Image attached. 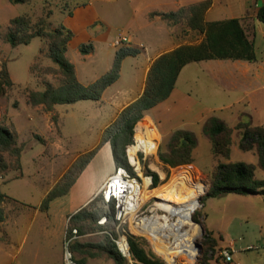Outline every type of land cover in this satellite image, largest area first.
I'll return each instance as SVG.
<instances>
[{"label": "rangeland", "instance_id": "374dc122", "mask_svg": "<svg viewBox=\"0 0 264 264\" xmlns=\"http://www.w3.org/2000/svg\"><path fill=\"white\" fill-rule=\"evenodd\" d=\"M88 1L89 0H32L25 4L14 5L10 3L9 0H0V25L3 27V39L0 40V72L3 66H6L12 80L11 86L3 82L2 88L4 89V93H2L0 89V123L6 124L11 128L12 124L15 123L16 126L14 125V127L19 133L20 144L25 145L22 154L23 178L19 179L20 177H18L17 172L11 173L9 178L15 174L18 179H9V181L2 182L0 177L2 192L5 195L11 196V198L13 197V199L15 198L14 201L5 202V213H7L6 211L8 210L11 211L10 213H17L18 209L24 206L23 203L35 205L40 201L42 190H44L42 189V184L50 183L55 179L53 177L51 181L48 175L41 171L42 169L53 167L54 172L55 170L60 171L62 167L66 166L72 160V156L79 153H81V155L88 153L86 152L87 149H96L99 145L103 147L104 134L108 128V123L112 121L115 115L113 109L106 106L102 109L100 114L96 111L92 112V101H80L81 103H79V105H58V109H54L53 111H48L41 105H30L27 101L28 93L32 91H44L49 84L58 86L60 84L61 74L55 71L54 67L56 65L48 57L47 40L34 38L28 45L11 47L4 39L9 21L16 16L27 14L33 21H37L41 17H46L47 12L51 11L52 16L49 18V28L53 30L60 26L62 20H64L65 13H72L76 5H84ZM141 2L142 0H137L136 6L134 7H140ZM252 3L253 0H239L234 14L241 15L245 8L243 4ZM215 4V7L208 16L209 20H224L232 15L233 12L226 10L223 5V0H216ZM93 7L100 17L107 20V25L111 28L112 36L122 37V33H125L126 26L128 25V20L125 18L127 13L125 12L124 16L119 18V20H116V18L112 20L109 17L113 15L114 9L108 16L107 13L111 9L108 3L104 4L100 1H95ZM254 7V5H251L249 11L252 12L255 10ZM258 9L259 7L255 11H258ZM125 10L129 11L130 16L133 7L128 6ZM56 25L57 27H55ZM98 25L101 24L98 23ZM259 26L264 28L263 23H260ZM258 33H260V31H258ZM89 44L93 45L91 40L81 46L85 45L90 49ZM255 48L257 57L264 61V41L258 40ZM97 54L98 57L87 59L85 62V65L88 67L87 70L93 74L98 72L97 70H103L104 62L107 57V53L100 51V49ZM77 56H79L77 48H71L69 51V59L80 66V61ZM141 66L142 64H140V67ZM132 71L133 68L131 64L127 63L124 67L123 78L117 86L133 85L135 90L138 91L140 85L143 83V71L141 70L140 74H136V77L131 75ZM210 71L211 68L208 66L200 65V63H191V65L184 70L179 80V87L183 89L182 91L185 95L187 94V101L193 107V112L190 113L189 117L199 118V120L202 119L201 117L205 119L207 117H217L219 119H224L226 124L231 127L234 123L229 118L230 115H233L232 110L219 108L222 102L229 101V99L226 93L220 89L217 81L212 78V72ZM117 86L114 88H117ZM237 97V95H233L231 99ZM259 97L262 100L251 104V107L247 109V117H250V119L253 120L252 123L255 125H264V99L262 95H259ZM174 113L175 112H172L165 116V119H169L168 124L164 122L160 124L161 130L160 134L158 133L160 137H158L160 139L158 152L154 156H149L146 161L144 176H146L147 171H152L159 177V184L156 187L152 185L149 190L158 191L164 188L174 175H180V173H190L192 176L194 175L196 178H200L204 181L207 189L200 197L201 207L193 214L191 219L193 222L191 221V225L187 226V229L192 227L198 228L199 235H197L195 243L203 245V252L201 254H199V249H197L199 261L196 260L195 264H202L204 258L203 237L205 233L202 234L201 225L204 229L206 227H215L221 230L220 232L224 237V245L232 240L236 242L237 250L232 264H253V262L261 260L262 256H264L262 251V249H264V196L255 195L244 197L236 194H226L216 198H206V194L211 187V174L215 171L219 159L213 156L210 140L203 133L201 123L195 122L193 124L186 119L184 120L185 125L181 124L179 127L180 130H190L194 133L198 141L197 151L196 149L194 151V163L171 168L160 159V153L168 151V142L174 131H176V128L173 126L180 122V117L184 118L183 112L180 113L177 118ZM55 117L57 118L56 121L54 120ZM147 119H149V124H152L150 118L147 116H145L141 122ZM49 124L51 125L52 132L48 129ZM142 127L143 125L140 124L137 134L138 140H140V135L142 134ZM100 133L101 136L99 138ZM101 138L102 140H100ZM44 139L49 143L48 148L44 144ZM239 139V131L234 130V143L232 145L230 161L256 165V177L264 180V170L258 167V155L256 151L244 152L240 150L238 148ZM55 145L62 147L63 150L67 148L70 154L65 157L66 159L62 157L63 155H60L62 152L64 154V151L58 152L57 149L56 151L53 149ZM130 146L127 147L126 153L130 151L132 157V153L135 151H133ZM154 146H150V148ZM45 151H47V153ZM81 155H79V157ZM139 157L141 158V156ZM220 160L227 162L226 159ZM132 162L134 161L132 160ZM72 165L73 163L69 166L67 171ZM116 167L117 164L112 173L115 172ZM55 174L58 176L57 172ZM34 186H36L37 190ZM38 188L40 190H38ZM97 198L95 196L90 200L89 205H86L87 208L93 210L94 208L90 206L92 205L95 208H100L102 213L107 212L110 208L108 207L109 204H103L101 197ZM17 199L23 202L21 203L22 205H19L20 203ZM157 202V198H152L147 201L140 211L135 213L136 217L134 216V219L130 215L124 220L119 229H117L119 226V223H117L115 231L117 236L121 234L126 237L127 241L129 237H134L138 244L143 247L150 256L160 258L168 264L164 258L157 254L150 237L143 233L140 227H137V222L142 218L153 216L155 204ZM156 211L155 213L159 215L164 213L160 209ZM53 216L54 229L52 224H50L49 232H37L35 229L36 223L48 222L47 215L44 213L35 215L30 209H24L22 215L15 219L17 221L10 224V232L13 235L11 236L12 238H1L0 264H65L64 251L67 228L64 230V226L61 225L62 222H64V218H62L61 215L54 212ZM31 225L34 226L32 231L30 229ZM0 232L1 235L2 231L0 230ZM106 237L105 232L94 224L83 234L78 233L76 238V241L88 245L83 249L87 253H73L74 255L72 254V256H74L77 261H81L80 264H116L107 253L101 252L98 248L93 247L101 244L106 240ZM223 249L225 248L220 250ZM90 254H94L95 256H91ZM184 262L186 261L182 258L180 264H184ZM124 264L140 263L128 259ZM210 264L227 263H225L219 251L218 255L216 254L213 260L210 261Z\"/></svg>", "mask_w": 264, "mask_h": 264}, {"label": "trees", "instance_id": "16d2710c", "mask_svg": "<svg viewBox=\"0 0 264 264\" xmlns=\"http://www.w3.org/2000/svg\"><path fill=\"white\" fill-rule=\"evenodd\" d=\"M10 3L25 4L32 0H9ZM213 0H205L193 5L181 7L170 13H152L151 18L161 17L170 24L184 23L189 29L203 35V40L194 44H184L174 50L159 56L152 64L146 86L142 95L133 103L128 105L118 115L117 119L106 129L103 142H110L113 156L117 167H125L135 174L133 167L127 158V147L134 144L135 127L146 116V114L163 103L172 95L179 75L182 70L191 63H200L210 60H233L256 62L258 57L255 44L249 39L243 20L241 18H230L218 21H207L206 14L212 7ZM71 14V13H70ZM52 12L37 21L27 15H19L9 21L5 41L11 47L28 45L34 38L45 39L48 42V57L56 65L55 71L61 74L60 84L54 86L49 84L44 91H32L28 93L27 101L32 106H43L48 111H53L57 105H71L79 101H100L104 91L113 85L120 77L122 62L127 57H137L141 50L129 44L123 43L115 53L112 68L91 84H82L76 75V69L66 53L69 43L74 39L75 32L64 25L56 29L49 28ZM257 19L264 24V4L257 11ZM2 25H0V40L3 39ZM90 49L83 45L80 47L82 55L89 54ZM0 89L3 82L12 85L9 70L3 66L0 72ZM56 121L57 118L55 117ZM234 130L239 131L240 139L238 148L244 152L256 151L258 155V167L264 170V125H255L250 117L242 115L235 126H228L217 117H210L203 126V133L209 138L211 152L219 159L215 171L211 174V187L206 198H216L226 194L240 196H264V180L256 177V165L244 162H231V153ZM198 141L191 131L176 130L168 142V151L160 153V159L171 168H176L194 163V151ZM25 145L20 144L19 133L12 124V128L0 123V176L5 177L10 172H17L18 177L23 176L21 161ZM98 148L81 155L66 172L53 190L44 199L41 210L49 211L53 200L68 195L71 187L79 175L96 155ZM14 159V160H13ZM220 159H226L227 162ZM147 175L153 177V187L159 184V177L152 171ZM99 199V198H97ZM102 199V198H101ZM100 200V199H99ZM14 199L5 195L0 187V224L6 220L4 204ZM94 201V200H93ZM102 203L105 202L102 199ZM89 205V204H88ZM93 210L84 207L69 219L67 226V237L73 235V230L83 234L89 227L96 224L106 234V240L97 246L101 252L114 260L116 264H124L128 261L119 252L115 240L114 207L109 204V212L102 213L100 208L90 205ZM107 217L105 225L98 221ZM89 225V227H88ZM204 258L202 264H210L213 257L221 251L218 249L219 238L214 231L205 228L204 234ZM131 259L140 264H166L160 258L150 256L141 247L134 237H129ZM88 245L76 241L70 244L69 249L73 254H85L83 249ZM73 254V255H74ZM95 256L94 254H90ZM77 264V261L73 256ZM226 263V262H225ZM228 264V263H227Z\"/></svg>", "mask_w": 264, "mask_h": 264}, {"label": "crops", "instance_id": "0c3cea01", "mask_svg": "<svg viewBox=\"0 0 264 264\" xmlns=\"http://www.w3.org/2000/svg\"><path fill=\"white\" fill-rule=\"evenodd\" d=\"M95 1H100L104 4L108 3V5L111 7L109 12L107 13L108 16L114 9L113 15L109 17L112 20L115 18L116 20H119V18H122L124 16L125 12L127 13V16L125 18H127L128 20V25L126 26L125 33H122V37L112 36L111 28H109L107 25V20L100 17L95 12V8L93 7ZM202 1L205 0H142L140 7H134L136 6L137 0H89L84 5H76L71 14H64V20H62V23L60 25H64L75 32V37L69 43L66 56L68 60L74 64L77 78L84 85L93 83L112 68L115 59V53L118 49V47L115 45V42L118 39L127 38L126 44H129L141 50L140 55H138L137 57H127L123 60L119 79L104 91L100 101H92L93 104H90L93 107L92 112L96 111L98 114H100L102 112V109H104L106 106L113 109V113L115 115L112 121L108 123V127L117 119L122 110L136 101L142 95L146 86V80L149 70L153 62L159 56L164 53L170 52L181 45L194 44L203 40V35L189 29L187 26H185L184 23L170 24L168 23V21L162 19L161 17L151 18L150 15L152 13L175 12L181 7L193 5ZM215 2L216 0H213V5L206 14L207 21H218L208 19L209 14L216 5ZM238 3L239 0H223V5L225 6L226 10H230L231 12H233L232 15L226 19L241 18L243 20V24L245 26L249 39L252 40L256 46V42L258 40L264 41V28L262 26H259L261 22L257 19V11L255 10L264 4V0H253L252 4H243L245 7L244 12L241 13V15H235L234 10L237 9ZM251 5L255 6V10H253L252 12L249 11ZM128 6L133 7L130 16L129 11L125 10ZM98 23H100L101 25H98ZM55 27H57V25ZM258 31H260V33H258ZM89 40H91L93 43L92 50L87 55L80 54V46L88 42ZM73 47H76L79 51V56L77 57L79 58L80 66L74 63L73 60L69 59V51ZM99 49L102 52H106L107 57L104 62L103 70H97L98 72L94 71L96 73L93 74L87 70L88 67L85 65V62L87 61V59L98 57L97 53H99ZM127 63H130L131 67L133 68V71L131 72L132 76L136 77V74H140L141 70L143 71V83L142 85H140V89L138 91L135 90L133 85L117 86L123 78L124 67ZM140 64H142L141 67ZM189 65H187L180 73L178 81L176 83V87L170 98L159 104L146 114V116L150 118L151 122L156 125L159 133L161 130L160 124L163 122L168 124L169 119H165V116L172 112H175L174 114L176 118L179 117L180 113H184V118L180 117V122L177 123L178 125L176 124L173 126L174 128H176L175 130H180L179 127L181 126V124L185 125L184 120L186 119L188 122L193 124L195 122H200L203 130L204 123L210 118L207 117L205 119L201 117L202 119L199 120V118L189 117L190 113L193 112V107L187 101V94L185 95V93H183L182 91L183 89L179 87V80L183 75L184 70L189 67ZM200 65H204L206 67L208 66L211 68L210 72H212V78L217 81L220 89H222L223 92L226 93L229 101L222 102L219 108L232 110L233 115H230L229 118L234 123L231 126H235L242 115H248L247 109L251 107V104H254L256 101L262 100L260 99L259 95H262L264 99L263 60L259 58L256 62L240 60H210L200 62ZM116 86L117 88H114ZM233 95H237L238 97L231 99ZM79 103L81 102L79 101L71 105H79ZM57 106H55V109H58ZM147 120L149 121V119ZM220 120L226 123L224 119L220 118ZM251 121L253 122L252 119ZM49 127V131L52 132L50 124ZM149 128L153 130L156 137H159L156 129L152 124L149 125ZM100 136L101 133L99 134V138ZM100 140H102V138ZM44 141L45 146L48 148L49 143L46 139H44ZM97 148H99V151L96 153V155L84 169V171L79 175L76 182L71 187L68 195L53 200L50 204L49 211L46 212L42 211L40 208L44 199L46 198L48 193L54 189L57 183L60 182L69 166L75 162V160L79 157V155H81V153L72 156V160L69 163L67 162L68 164L66 163L67 165L62 167V170L60 171L55 170L54 172L53 167L42 169L41 171L46 173L51 181L53 180V177L55 179L50 183H46L47 185L40 183L42 184V189L44 190H42L43 192L40 196V201L35 205L25 204L17 199V201L20 203L19 205H22L21 203H23L24 206H21L18 209L17 213H10L11 211L9 210L6 211V220L0 224V230L2 231V234L0 235V241L1 238H12L11 236L13 235L10 232V224H13L15 223V221H17L15 219L22 215L24 209H30L35 215L41 213L47 215L48 222H37L36 224L38 225V227L35 224V229L37 230V232H49V225H54V222L52 220V218L54 217V212L64 218V222H62L61 225H63V229L66 230L70 217L90 203V200H92L98 194L99 190L101 189L107 178L112 174L113 169L116 166L112 151V145L110 142H105L103 144V147L99 145ZM154 148L156 147L154 146ZM53 149H55V151L57 149L58 152L64 151V154L63 152L60 154L63 155L62 157H64V159H66L65 157L70 154L67 148L63 150L62 147H58L57 145H55V148ZM92 150H94V148L87 149L86 152H90ZM45 152L47 153V151ZM56 172L58 173V176L55 174ZM11 173L15 172H10L4 178L0 176L1 181L6 182L9 181V179H18L15 174L11 178H9V175ZM23 176L19 179L23 178ZM34 188L37 190L36 186H34ZM38 190L40 189L38 188ZM8 197L11 198V196ZM32 228H34V226L31 225V231ZM207 229L214 231L217 237L222 238V240L219 241L218 249H230L234 259L235 252L237 250L236 242L232 240L228 244L224 245V237L220 232L221 230H218V228L215 227H210ZM262 251L264 253V249H262ZM233 262L228 264H232ZM253 264H264V256H262L261 260L253 262Z\"/></svg>", "mask_w": 264, "mask_h": 264}, {"label": "bare ground", "instance_id": "6f19581e", "mask_svg": "<svg viewBox=\"0 0 264 264\" xmlns=\"http://www.w3.org/2000/svg\"><path fill=\"white\" fill-rule=\"evenodd\" d=\"M141 124L147 128L150 139L156 137L153 130L149 128L148 120ZM139 141L141 142L140 147L147 151L153 145L151 141L142 139L141 135ZM152 149L155 148L152 147ZM121 182L119 176L115 178L116 188ZM148 184L149 181L145 180V184L140 190L138 184L132 183L129 199L127 198L128 202L134 201L138 197L140 200L137 205L132 203L129 206L131 208H127L131 210L133 219L143 204L152 198L158 199L153 216L142 218L137 222V227H140L143 233L150 237L157 254L164 258L168 264H180L182 258L186 261L184 264H195L198 257L195 241L199 231L196 227L187 229V226L191 225L193 214L201 207L200 197L205 193L207 186L202 179L196 178L190 173L174 175L165 187L158 191L147 189ZM157 209L164 213L157 214Z\"/></svg>", "mask_w": 264, "mask_h": 264}, {"label": "built area", "instance_id": "2783aa9c", "mask_svg": "<svg viewBox=\"0 0 264 264\" xmlns=\"http://www.w3.org/2000/svg\"><path fill=\"white\" fill-rule=\"evenodd\" d=\"M127 42V38H122L118 39L115 42L116 46H121L123 43ZM142 122L140 121V124ZM139 123L135 127V136H134V144L131 145L130 147L132 148L134 153H132V157L130 155V151L127 153V157L129 160L130 165L133 167V170L135 174L131 173L128 169L125 167H116L115 172L112 173L101 189L99 190L98 194L96 195L97 197H101L103 201L106 204H110L114 207V214H115V219L119 223V226L117 229L120 228L121 224L124 222V220L129 217L131 214V210L127 208L129 207L132 203L138 204L140 202L139 197L131 202H128L127 198L130 194V190L132 188V183L138 184L139 189L141 190L143 188V185L145 184V180L149 181V184L147 185V189H149L153 185V177L145 174V166H146V161L149 156H154L157 154L158 149H159V138L154 137L150 139L148 136V130L145 128V126L142 127V139L145 141H151L153 145H155L156 149H152L150 151H147L143 148L140 147V141L137 139V134H138V128H139ZM154 128H156L157 133H159V130L157 129L156 125L152 123ZM160 134V133H159ZM132 151V152H133ZM141 156V158L139 157ZM132 160L134 162H132ZM121 178V184L116 188V183H115V178L116 177ZM140 196V195H139ZM129 199V198H128ZM144 205V204H143ZM143 205L138 209L137 213L140 211V209L143 207ZM138 207V206H137ZM107 222V217H102L99 220L100 225H105ZM78 236V231L76 229L73 230V235L69 238L67 237V231L65 235V251H64V259H65V264H77L75 260L73 259L72 253L70 252L69 246L70 244L77 238ZM115 243L117 245V248L119 252L122 254L123 257L130 259V246L129 243L126 239L125 236H122L119 234L118 238L115 240ZM220 255L224 259L226 263H231L233 262V257L230 249H223L220 251Z\"/></svg>", "mask_w": 264, "mask_h": 264}, {"label": "water", "instance_id": "95a60500", "mask_svg": "<svg viewBox=\"0 0 264 264\" xmlns=\"http://www.w3.org/2000/svg\"><path fill=\"white\" fill-rule=\"evenodd\" d=\"M201 230H202V234H204L205 229L202 225H201ZM196 247L199 249V254H201L203 252V245L200 243H196ZM130 259H131V256H130ZM197 260L199 261V257H197Z\"/></svg>", "mask_w": 264, "mask_h": 264}]
</instances>
